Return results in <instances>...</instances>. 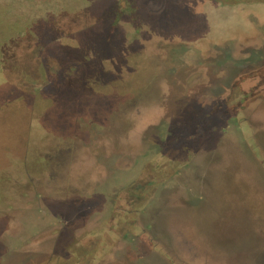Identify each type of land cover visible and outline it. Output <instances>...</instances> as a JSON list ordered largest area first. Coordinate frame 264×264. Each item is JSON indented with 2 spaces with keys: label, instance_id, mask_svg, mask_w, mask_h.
Returning <instances> with one entry per match:
<instances>
[{
  "label": "flooded vegetation",
  "instance_id": "1",
  "mask_svg": "<svg viewBox=\"0 0 264 264\" xmlns=\"http://www.w3.org/2000/svg\"><path fill=\"white\" fill-rule=\"evenodd\" d=\"M245 24L223 37L201 30L170 44L163 39L159 50H136L145 61L126 70L134 74L130 95L95 128L83 124L64 134L42 147L45 155L32 154L31 145L0 151V264H208L172 248L225 246V224L236 211L226 168L264 163V22ZM156 136L164 144L149 149L167 154L171 167L155 175L141 199H119L129 187L117 184L98 203L95 195L128 164L141 163ZM115 205L130 210L127 222L113 229L107 223L103 238L90 239L103 216H114L102 208ZM173 221L180 241L170 240ZM68 250L80 256L65 258Z\"/></svg>",
  "mask_w": 264,
  "mask_h": 264
},
{
  "label": "rangeland",
  "instance_id": "2",
  "mask_svg": "<svg viewBox=\"0 0 264 264\" xmlns=\"http://www.w3.org/2000/svg\"><path fill=\"white\" fill-rule=\"evenodd\" d=\"M249 18L264 22V0H0V151L4 153L9 148L15 153L24 146L25 152L31 145L32 154L45 155L48 151L42 147L57 145L64 134L77 132L83 124L90 130L95 128L97 122L116 110L118 100L123 102L126 94L130 95L127 88L134 74L128 76L126 70L145 61L143 54H134L136 50H159L163 39L170 44L172 40L198 36L201 30L223 37L236 33L234 28L246 25ZM260 120L264 130V106ZM241 137L238 134L237 138ZM154 143L164 144L157 136L152 137L144 160L139 164L134 160L119 176L115 175L113 185L105 186L101 196L95 195L98 203L105 193H112L121 184L129 188L120 193L119 199L144 197L155 175L170 166L167 154L152 155L149 146ZM244 150L246 160H255L248 147ZM261 156L264 161V150ZM249 164L255 167L241 168L235 178L239 183L247 182L249 189L236 186L239 191L233 193L232 205L241 209L244 197L255 196L264 215V163ZM96 166L91 167V172ZM82 201L85 211L84 198ZM122 208H102L114 216L111 222L109 215L103 216L89 233L90 239L103 238L107 223H112L109 229H113L127 222L130 210ZM233 212L238 211L230 212L235 219L227 220L226 226L238 224L243 236L244 229L251 228L252 223L253 236H259V230L264 233V219L263 225L256 228L254 220L250 223L244 218L243 210ZM176 224L172 222L169 238L180 241ZM236 245L229 250L222 242L183 243L172 251L179 257H201L208 264L256 262L255 247L247 251L242 242ZM81 246L77 244L74 249ZM68 251L65 258L76 257Z\"/></svg>",
  "mask_w": 264,
  "mask_h": 264
},
{
  "label": "water",
  "instance_id": "3",
  "mask_svg": "<svg viewBox=\"0 0 264 264\" xmlns=\"http://www.w3.org/2000/svg\"><path fill=\"white\" fill-rule=\"evenodd\" d=\"M247 166H248V168L250 166L255 167L254 164L237 163L234 165L231 164L226 168V176L230 177L229 179L231 181V188H232L231 194L229 196L231 198V205H230L231 210H233V208H234V206L232 205L233 204L232 202H233V200H235V198H233V193L239 191L236 189V186L244 188V190H246V191H248V189H249L248 187L245 186V185H248L247 182L239 183L238 181L235 180V178L239 177L238 176L239 170L241 168L246 169ZM255 192H257V191H255ZM255 192H253V193H255ZM251 195H253V194H251ZM243 200L245 202L244 206L241 209L240 208H234V209H236V211L243 210V213H245L244 218L246 217L250 223H251V221L254 220L256 228L260 224L263 225L264 215L262 213V208H261L260 204L258 203V200L256 199V197L255 196L249 197V195H247V197H244ZM229 219L233 220V219H235V217L233 215H230ZM253 227H254V225L251 223V228H248L247 230L244 229V235L242 236L243 229L238 224L230 226V240L227 243V245H228L229 250L232 249L233 247H235V245L239 242H242L245 245V249H247V251L250 250V248L255 247L254 248L255 252H257L256 258H255L256 262L252 261L251 257H248L246 254V257H248L247 259L250 260L249 263H251V261H252L253 264H264V245H263L264 244V233L261 230H259V232H260L259 236H256V235L253 236L251 234L254 232V230H252ZM231 234H234V235H231ZM234 236L236 237V239L235 238L232 239V237H234ZM245 261H246L245 264H248L247 260H245ZM229 264H230V262H229Z\"/></svg>",
  "mask_w": 264,
  "mask_h": 264
},
{
  "label": "crops",
  "instance_id": "4",
  "mask_svg": "<svg viewBox=\"0 0 264 264\" xmlns=\"http://www.w3.org/2000/svg\"><path fill=\"white\" fill-rule=\"evenodd\" d=\"M23 148H24V146H23ZM23 148H22V150H23ZM9 149V148H8ZM12 150V149H11ZM6 151V150H5Z\"/></svg>",
  "mask_w": 264,
  "mask_h": 264
}]
</instances>
